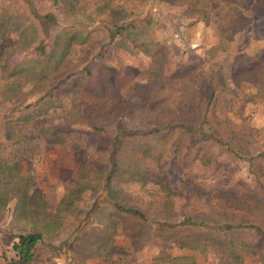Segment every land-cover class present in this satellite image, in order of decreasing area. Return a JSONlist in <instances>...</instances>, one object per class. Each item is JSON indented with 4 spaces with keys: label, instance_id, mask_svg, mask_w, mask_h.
Returning a JSON list of instances; mask_svg holds the SVG:
<instances>
[{
    "label": "trees",
    "instance_id": "16d2710c",
    "mask_svg": "<svg viewBox=\"0 0 264 264\" xmlns=\"http://www.w3.org/2000/svg\"><path fill=\"white\" fill-rule=\"evenodd\" d=\"M20 1L23 20L5 9L0 13V39L16 36L25 49L19 66L9 70L1 64L0 45L2 96L18 107L13 112H24L19 123L58 115L50 124L29 125L33 135L65 139L82 134L98 151L89 157L94 169L89 181L104 193L86 206L82 216L91 219L92 227L72 241L73 251L83 244L88 255L84 260L95 258L120 232L132 241L147 237L161 244L151 264H197L190 255L171 256L169 245L211 254L228 264L264 248V149L253 152V130L219 114V102L227 94L219 73L207 81L190 65L168 74L166 53L156 47L150 53L147 82H157L159 90L156 95L146 91L135 104L132 75L124 73L114 85L117 73L106 62L119 40L157 27L162 18L155 8L159 2L183 8L190 24L209 25L246 13L264 17V0H121V7L115 8L104 0L99 2L104 12L99 8L91 15L85 6L97 0ZM238 64L234 82L252 87L253 102L264 103V47L241 56ZM7 129L17 131L15 125ZM236 162H245L249 176L216 189L187 185L174 191L166 182L171 164L188 175H207ZM4 168L16 175L13 180L25 197L28 180L14 167ZM185 193L181 208L168 202ZM52 221L14 235L12 261L37 264L40 247L60 251L45 240Z\"/></svg>",
    "mask_w": 264,
    "mask_h": 264
},
{
    "label": "rangeland",
    "instance_id": "374dc122",
    "mask_svg": "<svg viewBox=\"0 0 264 264\" xmlns=\"http://www.w3.org/2000/svg\"><path fill=\"white\" fill-rule=\"evenodd\" d=\"M99 2L105 1L86 4L89 15L99 8L104 12V3ZM108 3L112 8L121 7V0H108ZM22 4L20 0H0V13L5 9L12 15L19 14L23 20ZM155 8L162 16L155 29L132 33L119 40L114 47L111 46L106 62L117 73L116 79L112 77V83L118 84V78L128 72L134 82L133 103H139L146 91L156 95L159 84L155 82L150 85L147 82L150 53L156 47L166 53L165 69L168 74L178 68L194 65L208 81L217 71L227 86V94L219 102V114L253 130L249 138L253 152L264 149V103L253 102L250 93L253 94L254 89L247 84L238 86L233 79L239 69L238 59L264 47V17L246 13L239 19L230 17L209 25L202 21L190 24L181 7L159 2ZM82 22L88 26L96 25L83 19ZM20 44L16 36L0 39L1 64L9 70L16 69L24 56L25 49ZM223 106L226 107L224 112ZM16 108L15 104L4 99L0 90V264H20L18 258L12 261L13 236L20 230L40 228L49 220H53L54 227L47 234L46 243L60 247V251L40 247L37 250V264H151L153 257L160 252L161 244L156 239L148 241L147 237L132 241L120 232V224V233L114 242L102 247L97 257L84 260L88 255L83 250L87 246L83 244L73 251L72 241L79 240L80 234L89 232L88 229L92 227L91 219L82 216L88 208L86 206L93 198L104 193L89 181V176L94 174L89 157L98 154V151L94 147L92 149V145L90 147L82 134L65 139L37 133L33 135L29 125L40 127L50 124L58 119V115L31 119L29 124H23L17 119L25 114L23 111L13 112ZM5 123H9L7 127ZM19 124L26 129L17 127ZM13 125L17 131H8L7 128ZM11 134L13 141L9 142ZM78 144L85 146L86 150ZM5 166L14 167L20 176L28 180L25 197L21 196L23 187L18 190L13 180L16 175L6 172ZM168 170L166 182L174 191H180L187 185L212 190L230 183L232 179L249 176L245 171V162L225 163L218 171L207 175L185 174L178 164H171ZM186 196V193L176 195L168 202L179 209ZM166 251L173 257L193 256L197 264H228L211 254L192 253L179 249L177 245H169ZM237 264H264V248L253 250Z\"/></svg>",
    "mask_w": 264,
    "mask_h": 264
}]
</instances>
